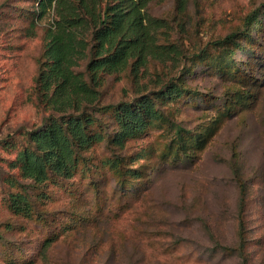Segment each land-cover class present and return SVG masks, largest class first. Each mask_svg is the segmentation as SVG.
<instances>
[{
    "label": "rangeland",
    "instance_id": "1",
    "mask_svg": "<svg viewBox=\"0 0 264 264\" xmlns=\"http://www.w3.org/2000/svg\"><path fill=\"white\" fill-rule=\"evenodd\" d=\"M34 4L0 0V264L18 254L32 257V264H264V0L151 3L148 13L166 25L160 43L178 45L180 59L151 61L137 81L130 69L108 76L100 89V105H116L183 76L187 94L158 104L167 122L154 124L124 148L123 153H133L154 146L156 157L138 185L145 187L131 195L120 190L107 163L123 153L113 145L95 146L84 153L88 168L82 166L72 180L33 190L19 179L37 203L38 211L26 218L9 209L10 193L23 189L8 185L16 173L9 169L14 155L4 148L6 141L26 146L27 134L44 117L33 89L53 16L39 19ZM257 14L260 19L249 31L253 41L243 47L245 24ZM235 32L241 37L222 44ZM86 63L75 71L84 73ZM241 95L249 96L246 108L225 120L205 149L195 148L194 140L214 126L225 102ZM99 116L113 121L108 114ZM242 183L247 260L222 252L217 243L238 247ZM86 215L83 225L75 224ZM43 216L51 227L43 226ZM46 230L58 231L59 240L37 254Z\"/></svg>",
    "mask_w": 264,
    "mask_h": 264
},
{
    "label": "trees",
    "instance_id": "2",
    "mask_svg": "<svg viewBox=\"0 0 264 264\" xmlns=\"http://www.w3.org/2000/svg\"><path fill=\"white\" fill-rule=\"evenodd\" d=\"M161 1L35 0V16L39 19L47 14L53 16L52 24L46 30L44 54L33 89L35 106L43 112L44 117L41 126L27 134L26 146L17 147L15 142H5L4 150L14 155L9 169L16 173L8 180L10 188L20 186L19 179L29 181V189L33 190L45 189L58 179L72 180L82 166L88 168L85 152L95 146L113 145L123 153L130 141L143 137L154 124L167 122L158 104L164 100L180 99L187 94L182 84L183 76L169 80L149 95H140L135 101L100 105V89L108 76H117L130 69L132 78L137 81L151 61L165 63L180 59L178 45L160 43V31L166 28L165 23L148 13L151 3ZM180 5V11H185L182 1ZM259 19L258 15L246 22L242 34L244 39H240V44H245L243 47L248 42L252 43L249 31ZM240 37L235 32L227 36L222 44L234 42ZM227 52L231 53L230 50ZM83 60H87L85 72L77 73L74 68ZM242 77L237 73L239 81ZM247 97L241 95L235 102H225L214 126L208 133L197 136L193 146L205 149L225 120L246 108ZM99 114L110 115L112 123L106 122ZM109 128L114 130L109 131ZM15 148L19 151L10 153ZM186 151L183 150V156ZM154 157L156 150L153 145H148L138 152L114 153L107 164L115 172L119 189L131 195L145 187L144 183L138 185L147 177V169ZM139 159L141 164L133 167L132 163L136 165ZM20 187L22 192L10 193L9 209L17 216L32 218L34 209L38 211L37 203H34L26 187ZM241 189L238 247L228 248L217 243L222 252H236L247 260L244 221L247 192L244 183ZM86 220L87 215L76 218L75 224L80 221L79 224L83 225ZM43 221V226L51 227L44 216ZM57 232L55 230L53 234H48L46 230L37 254L44 253L59 240ZM9 264H32V257L18 254L9 258Z\"/></svg>",
    "mask_w": 264,
    "mask_h": 264
}]
</instances>
